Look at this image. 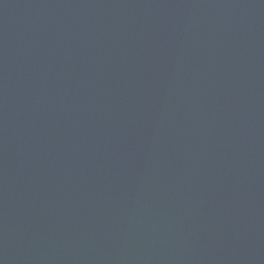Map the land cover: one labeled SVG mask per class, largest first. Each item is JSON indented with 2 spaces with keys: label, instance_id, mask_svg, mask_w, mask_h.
<instances>
[{
  "label": "water",
  "instance_id": "95a60500",
  "mask_svg": "<svg viewBox=\"0 0 264 264\" xmlns=\"http://www.w3.org/2000/svg\"><path fill=\"white\" fill-rule=\"evenodd\" d=\"M0 264H264V0H0Z\"/></svg>",
  "mask_w": 264,
  "mask_h": 264
}]
</instances>
